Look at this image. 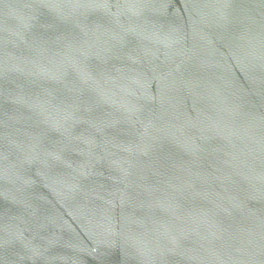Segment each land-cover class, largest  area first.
I'll use <instances>...</instances> for the list:
<instances>
[{"label": "water", "instance_id": "1", "mask_svg": "<svg viewBox=\"0 0 264 264\" xmlns=\"http://www.w3.org/2000/svg\"><path fill=\"white\" fill-rule=\"evenodd\" d=\"M0 264H264V0H0Z\"/></svg>", "mask_w": 264, "mask_h": 264}]
</instances>
